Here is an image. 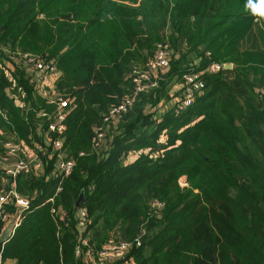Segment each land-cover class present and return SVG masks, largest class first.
<instances>
[{"label":"trees","instance_id":"obj_1","mask_svg":"<svg viewBox=\"0 0 264 264\" xmlns=\"http://www.w3.org/2000/svg\"><path fill=\"white\" fill-rule=\"evenodd\" d=\"M245 3L0 0V144L13 135L21 154L36 153L41 164L13 180L0 167V190L13 187L28 201L13 232L0 238V262L91 264L87 247L94 253L106 241L128 240L131 264H264V21ZM164 40L169 62L155 72V85L111 116L91 146L132 69L145 68ZM13 50L57 66L53 86L67 98L60 132L32 110L52 105L28 65L9 57ZM211 62L232 66L210 71ZM192 70L203 84L183 105L182 75ZM44 134L61 138L73 160L67 175L56 171ZM151 198L162 207L150 206ZM7 223L0 219V234Z\"/></svg>","mask_w":264,"mask_h":264},{"label":"built area","instance_id":"obj_2","mask_svg":"<svg viewBox=\"0 0 264 264\" xmlns=\"http://www.w3.org/2000/svg\"><path fill=\"white\" fill-rule=\"evenodd\" d=\"M9 57L17 62L27 64L29 69L34 73L33 80L35 82L36 90L43 97L45 103L52 105L51 109H35L32 108L35 115L38 117H45L48 119L46 128L50 131L60 132L63 128L62 120L66 113L67 98L58 94L54 90V80L58 75V68L52 60L43 59L36 54H32L27 51L13 50L8 52ZM208 53V52H206ZM169 62V46L167 42L158 41L155 44L153 55L146 61L145 68H133L130 74V85L127 92L124 94L123 99L108 108L107 112L103 115L102 121L94 128L93 135L91 136V146H96L100 143L101 139L105 135V130L109 118L111 116H117L121 111H124L131 101L134 95L138 91H142L146 88L155 85V79L153 78L159 70H162L168 66ZM193 61L188 65H192ZM225 63L211 62L206 69L215 71ZM182 96L180 103L188 105L191 103L193 92L201 88L203 80L198 70L190 71L182 75ZM46 134V133H45ZM44 134V135H45ZM45 145H50L51 151L56 154L55 169L61 175H67L73 165V160L67 156L64 148H61V138L50 139L45 135ZM35 149H39L42 153L45 151L44 147L39 143H34ZM0 150V167L2 173L9 176L13 180L20 172H27L31 169L40 167V159L36 153L25 151L22 155L21 143L12 135L6 136L1 141ZM78 154H86V149L77 150ZM59 187L56 188V190ZM53 195L49 196L47 200L52 201ZM12 203L15 206V211L11 214L7 213L5 204ZM28 201L25 197L20 195L15 188L9 187L6 190H0V219L5 222H10V231L13 232L14 228L18 225L21 218V209L26 207ZM150 206L153 208H160L163 202L158 198H151L149 200ZM51 212L61 215V210L51 208ZM78 223L83 225L85 212L83 209H79ZM4 228V227H3ZM81 245L86 244V239H81ZM137 244L138 242L135 241ZM131 241L128 240H116L104 242L94 253L89 247L84 250V256H86L93 264H109L114 260H117V264H131V258H124L126 250L130 246ZM81 248H76L75 253L79 254ZM3 264V261L0 262Z\"/></svg>","mask_w":264,"mask_h":264},{"label":"clouds","instance_id":"obj_3","mask_svg":"<svg viewBox=\"0 0 264 264\" xmlns=\"http://www.w3.org/2000/svg\"><path fill=\"white\" fill-rule=\"evenodd\" d=\"M244 7L257 22L264 21V0H246Z\"/></svg>","mask_w":264,"mask_h":264},{"label":"water","instance_id":"obj_4","mask_svg":"<svg viewBox=\"0 0 264 264\" xmlns=\"http://www.w3.org/2000/svg\"><path fill=\"white\" fill-rule=\"evenodd\" d=\"M0 28H1V25H0ZM231 66H232V63H230V62H226L223 65L224 68H228V67H231ZM183 180H184V176L181 177V181H183ZM79 199H80V196L77 199L76 204L79 202ZM10 226H11V223L8 222L6 224V226L3 228V230L1 231L0 238H2V239L7 238L8 234H9V231H10Z\"/></svg>","mask_w":264,"mask_h":264},{"label":"rangeland","instance_id":"obj_5","mask_svg":"<svg viewBox=\"0 0 264 264\" xmlns=\"http://www.w3.org/2000/svg\"><path fill=\"white\" fill-rule=\"evenodd\" d=\"M163 70V69H162ZM161 71V70H160ZM164 71V70H163ZM161 73V72H160ZM180 83V81L178 80V79H174V80H172V82H170V87H169V92H172L173 90H174V87H177L178 86V84ZM55 90V89H54ZM56 91V90H55ZM178 183L180 184V185H182V184H184V180L183 181H181V177L178 179Z\"/></svg>","mask_w":264,"mask_h":264},{"label":"crops","instance_id":"obj_6","mask_svg":"<svg viewBox=\"0 0 264 264\" xmlns=\"http://www.w3.org/2000/svg\"><path fill=\"white\" fill-rule=\"evenodd\" d=\"M226 63V62H225ZM178 87V86H177ZM3 230V229H2ZM3 264H12V260H4ZM93 264V263H91ZM108 264V263H107Z\"/></svg>","mask_w":264,"mask_h":264}]
</instances>
